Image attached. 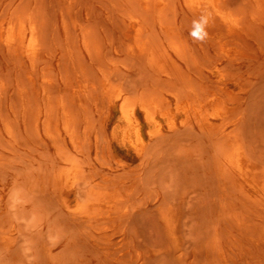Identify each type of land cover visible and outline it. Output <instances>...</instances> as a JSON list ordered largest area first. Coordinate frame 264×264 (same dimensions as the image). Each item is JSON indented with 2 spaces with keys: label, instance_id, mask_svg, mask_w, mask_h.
Wrapping results in <instances>:
<instances>
[{
  "label": "rangeland",
  "instance_id": "rangeland-1",
  "mask_svg": "<svg viewBox=\"0 0 264 264\" xmlns=\"http://www.w3.org/2000/svg\"><path fill=\"white\" fill-rule=\"evenodd\" d=\"M23 1L0 0V19L5 16L4 19L7 21L10 16H14L15 19L20 16H30L37 21V26L44 27L40 33L42 34L39 36L40 39L38 38L41 50L38 58L43 57V59H39L44 63L37 58L35 65V76L38 77H36L38 83L43 82L44 84V81L52 83L54 81L52 79H57L59 86L56 88L63 89L64 94L67 91L65 94L67 96H69V90L72 93L73 89L84 84L89 86L92 92L94 91L93 94L97 93V96L94 95L99 100L90 101V94L88 99L90 103L86 100L84 108L75 101L72 102V97L69 98L71 104L76 103V107L79 106V110L74 108L73 113L72 105L68 102L69 109L74 116L79 112L78 117L75 116L77 118L74 128L75 139L72 140L71 136L65 133L62 120L59 121V125L57 124L59 127H56L57 116L52 115V119L49 120L46 115H43L38 121V95L36 92L34 94L33 88L26 84L29 85L27 77L30 63L8 56L5 50L2 53L3 48L0 47V65H2L0 71L3 70L0 72V80L3 82L9 79V82L8 80L3 83L0 81V264H219V262L223 264L221 260H218L219 250L230 264H264V207L256 205L250 199L249 194L240 189L237 182L234 184L231 180L223 181L217 173L220 164L214 163L217 153H221V149H219L221 146L217 141L218 136L204 131L196 122L189 125L183 124L180 112L185 111L187 103L185 100L176 102L173 98L178 89L179 81L177 79H180V83H182V85L179 84L178 92H183L186 82L182 81L184 78L182 73L186 70L184 76L187 78H184V81H188V75L193 72L192 68H195L192 76L197 81H200L201 77L200 73L198 74L199 69H204L205 76L212 78L211 81L226 83L228 87L226 98L230 100V105L233 107L227 125H231L233 121L239 123L242 128L240 127L241 131H239L240 128L237 131L239 136L244 138L243 143L246 145L250 157L261 170H264L263 16L258 12L254 13L256 10L250 7L244 16L249 17V20H255L250 22L255 26L249 25L252 33L256 31V34L253 33L251 37L253 39L249 41L250 43L247 42L242 46L232 43L225 45V50L228 53L244 58V61L232 67L231 65L227 66L229 64L227 61L218 66L213 48L208 47V44L205 43L208 48L206 50L211 53L207 54L209 52L205 51V48L203 50L201 44L194 43L189 38L187 33L192 16L189 15L183 0H165L167 3V8L163 12L166 17L163 16L165 25L169 26L167 23L171 21L170 25L174 23V27L183 28L182 31H179L181 32L177 38L179 42L171 37V40H168L169 36L158 24L154 27L155 30L152 29V35L155 33L152 39H155V42L150 40L155 47L153 49H156L154 50L155 61H152L151 58L148 61V57L143 58L144 56L141 57V55L140 57L135 56L137 58L134 59L130 52L127 53L130 42L123 35L124 25H122L123 28L120 26L122 21L126 20L125 15L129 18V14L131 16L132 13H139L140 9L141 13L143 9L140 8L138 0L137 3L135 0H131L132 2L130 0ZM26 1L29 2V6ZM17 2H19L18 6ZM239 2L241 0H229L235 9L238 8ZM15 6L18 7L17 13L21 14L22 11L25 13L22 12V15L18 13L19 15L15 16L17 13L14 10L13 15L12 10L16 9ZM35 7L39 9H35ZM32 8L34 12L31 10ZM174 9L179 12L176 17L174 14L177 11ZM182 10L183 12H181ZM184 13L191 21L188 22ZM151 16L148 15L149 21L154 20L155 14L152 13ZM41 18L46 20L43 21ZM183 18L184 21H182ZM179 21L184 22L183 25L187 24V26L185 25L186 30L182 24L181 26L178 23ZM258 24L263 31L260 32V39L256 38L260 30ZM160 28L164 35L160 32ZM40 29L42 28L39 26L38 30ZM44 30H47L49 34L43 32ZM262 33L263 35H261ZM49 36L50 38H48ZM158 39L161 41L160 43ZM174 41L179 44L183 43L184 46L189 45L185 47H188V50L189 47L190 50L195 47L192 50H196V54L193 55L200 57L202 54L203 59L195 60L196 56L192 58L190 55L183 59L185 55L182 56L175 51L174 46L178 44ZM88 42L91 44L93 42V46L91 44L89 46ZM195 44L196 46H193ZM157 45H161V47L158 48ZM98 46L101 47V50H98L101 53L96 51V49H100ZM156 46L161 49L158 50ZM178 47L184 48L182 45H178ZM198 48L201 50L198 51ZM88 49L90 53L93 50L97 55L93 52L89 55ZM164 51L165 59L162 57ZM205 52L211 57L210 60L213 57L215 62L213 60L208 62L209 57ZM3 54L11 58H7V62H5L6 58L4 60ZM91 55L93 56L91 57ZM168 57L171 59L169 60ZM13 59L21 62H16L20 66ZM180 59H183L186 64L189 63L190 67L187 68L185 62L183 60L181 62ZM8 60H11L13 65ZM197 60H201L203 64ZM156 61H159L160 64L163 62L162 64L168 70ZM194 62L196 65L193 67ZM177 63L181 65V68L179 65V67L177 66ZM173 64L175 67L184 69V72L178 68L175 69ZM214 64L215 66H213ZM103 65L107 68L110 66L112 71L117 66L118 68L115 67L116 71L114 70L115 77H112L114 72H110V68L106 70ZM207 65L210 66L207 67ZM16 66L17 69L21 68L22 74L20 70L16 69ZM199 66L200 68H198ZM14 67L15 70L11 73L10 70H13ZM46 67L48 68L46 69ZM102 67L109 71L108 75L112 73L109 76L112 78L108 79V83L106 82L108 75L105 70L102 71ZM196 67L198 71H196ZM50 68L53 70L50 71ZM162 68L165 69L162 70ZM81 69L87 71H85V75ZM173 69L176 72L179 71L176 75L181 73L180 78L178 75L173 76ZM47 70L50 71L48 78L51 80L47 78L49 71L44 76ZM74 70H81L83 73L75 74ZM96 71L100 74H97ZM104 71L105 73H103ZM164 71H171L172 75L166 74L170 76H168L169 78L165 77ZM220 71H223L221 80L218 79L221 76ZM18 72L20 76L23 75V79L27 78V82L22 77L16 76L19 75ZM68 73L72 79H74L72 77L74 75L75 79L78 77L77 81L69 80V78L65 80ZM88 73L92 78H89V75L86 76ZM101 73L107 76L100 78L102 77ZM95 75L99 76L96 77L99 79H94ZM16 77L19 79L17 80ZM82 77L83 79H81ZM84 77L86 83L83 82L85 81ZM170 77L171 80L176 81H170ZM115 78L122 80L120 82L122 85L118 86V82L117 87L115 81L119 80H115ZM87 79L89 83H87ZM91 79L94 80L90 81ZM111 79H114L112 84L110 83ZM162 79L164 82L166 81L165 84ZM166 79L177 85L175 87L172 84L176 89L175 92L173 91L174 93L170 91L171 94H169V89L172 87L171 89L174 90V88ZM19 80L25 81V83ZM97 80H101L100 83ZM18 81L20 84H17ZM66 81L68 84L69 81L70 83L71 81L76 82H72L73 85L71 84V87L67 88L66 84L64 85ZM5 82L6 86H4ZM54 82L50 85L51 87L57 86ZM95 82L102 84V87L97 86L98 84L94 85ZM162 82L164 85L161 84ZM9 83L12 88L8 87V89ZM21 84L22 86L26 84L25 87L30 88L29 92L33 90V94L26 92L25 98L28 100L24 101L25 105L27 103L26 107L22 104L24 102L18 93V86ZM113 84L116 87L112 86ZM167 84H169V89ZM105 85L112 86L110 91H115L116 95L114 92V94L110 92L107 96ZM123 85L125 89L128 87L130 89L122 94V88L119 89V87L124 88ZM156 85L159 86H157V89L160 88L159 91L162 90L161 88L168 89L167 92L163 91L165 97L162 98H169L170 107L166 106L167 109L165 107L163 113L159 112L156 114V118L148 120L145 113L140 110L139 104L145 98L144 94H152L154 91V96L161 94L162 91L158 92ZM161 85H166V88ZM50 86L49 90L55 89V87L50 89ZM126 86L128 87L126 88ZM98 87L101 90L96 91L99 89ZM14 88H16V97L13 96ZM26 88L25 90L28 89ZM102 88L104 89L102 90ZM131 89L133 93H131ZM58 90L56 93L53 90L55 93L53 95L56 96ZM126 92H130L131 96L135 97L128 98L131 101L134 100L131 105L135 107L144 125L145 152L142 156H139L137 151L123 140L131 129V122L120 106L124 95L127 96ZM29 95L33 100L29 101L31 98ZM10 96L15 99H11ZM148 96L151 95L148 94ZM148 96L146 98H149ZM111 97H114V100ZM100 99L102 103L99 102ZM53 101L55 103L56 98L53 97ZM3 102L7 103L4 105ZM104 102H106V107L105 104L103 105ZM40 103L43 107L48 105L45 108L51 109L48 103L42 100ZM132 106L131 108H133ZM129 108L126 107V111L129 110L128 113L132 110ZM173 113L179 115L175 117L174 129L169 127L168 120ZM9 117L12 118L11 122L8 120ZM9 124L10 130L8 129ZM208 139L213 143H210ZM71 171H74V177L69 180L67 175ZM108 194H111L115 203L108 207L109 209L100 208L97 212L102 211L103 213L101 212L99 217L86 219L77 213H80V209L78 211L76 209L77 206H84L82 207L84 210L81 209L85 211L89 207L90 200L97 196L108 197ZM213 248L214 251L210 250L212 253L208 251Z\"/></svg>",
  "mask_w": 264,
  "mask_h": 264
},
{
  "label": "bare ground",
  "instance_id": "bare-ground-1",
  "mask_svg": "<svg viewBox=\"0 0 264 264\" xmlns=\"http://www.w3.org/2000/svg\"><path fill=\"white\" fill-rule=\"evenodd\" d=\"M12 1V0H11ZM14 1V0H13ZM20 1H22V0H20ZM131 1V0H130ZM136 1V3H137V0H135ZM177 1V0H176ZM16 2V1H15ZM23 2H25V0L23 1ZM132 2V1H131ZM180 2V1H179ZM185 5V7H187L186 9L188 10V13H189V15L190 16H192V18L191 19H193L195 16H197L198 14H199V12H200V10L201 9H206L207 11H209L210 13H211V17H212V19H211V23H210V27L208 28V32H209V37H208V39H207V41L205 42V43H207L208 44V47H210V48H213V50L215 51V59H217V65L219 66L220 64H222L224 61H227V63H229V64H227V66L228 65H231L232 67L235 65V64H237L238 65V63H240L241 61H244L243 59L244 58H242L240 55H234V54H232V53H228V51H226L225 50V45L227 44V43H232V44H236V45H240V46H242L243 44H245V43H247V42H249V41H251L253 38H251L252 36H253V33H255V32H253L252 33V30L250 29V27L251 26H249L251 23V21H255L254 19H251V20H249V17H245L244 15H246L247 14V11H248V9L251 7V8H254V10H256V12L254 11V13H257L258 12V14L260 13V15L261 16H263V18H264V0H241V2H239V4L237 5L238 6V8L236 7V9L229 3V0H183L182 1ZM237 3H238V1H236ZM18 3L19 2H17V6H18ZM138 3L140 4V8H142L143 10L141 11V13H140V10H139V13H132L131 14V16H130V14L128 15L129 16V18H127V15H125V18H126V20H125V22L124 21H122V24H121V26L120 27H122V25H124L122 28L124 29V37H125V39H127L130 43H129V45H128V49H129V51H127V53L128 52H130V54L131 55H133L134 56V59H136L137 57H140V55H141V57L142 56H144L143 58H146V57H148L147 59H148V61L150 60L149 58H151V60L152 61H155L154 59V56H156L155 55V52H154V50H156V49H153V44L151 43V40L150 39H152V38H154V36L152 35V29H154V27H156V25L158 24V25H160V27L162 28V30L164 31V33H166V35L167 36H169V39L168 40H171V38H174L175 39V41H177V42H179V40L177 39L180 35H181V32H179L180 30L182 31V28L183 27H174V23H172L171 25H170V23H171V21H170V23H167L169 26H166L165 25V20H163L164 19V15H163V12L166 10V8H167V3H166V1L165 0H138ZM233 3H235V2H233ZM25 4V3H24ZM26 4L29 6V2H27L26 1ZM236 4V3H235ZM10 5V4H9ZM14 5V3L12 2V6ZM138 5V4H137ZM3 6V5H2ZM24 6V5H23ZM27 6V9L29 8ZM9 7V6H8ZM26 7V6H25ZM10 8H12V7H10ZM15 8H16V6H15ZM18 8V7H17ZM17 8L16 9H13L12 10V12H13V15H14V10H15V12L17 13ZM37 7H35V9H36ZM176 9H177V7H175ZM23 9H24V7H23ZM37 9H39V8H37ZM3 10H4V8H3ZM9 10V9H8ZM20 10V9H19ZM25 10H26V8H25ZM33 12H34V10H33V8L31 9ZM175 10V9H174ZM253 10V9H252ZM30 11V10H29ZM175 11H177V10H175ZM12 12H11V15H12ZM21 12V11H20ZM22 12H24L25 13V11H22ZM22 12H21V14L20 15H22ZM36 12V11H35ZM39 12V11H38ZM137 12V11H136ZM178 12V11H177ZM177 12H175V14L177 13ZM181 12H183V10L181 11ZM9 13V12H8ZM15 14V16L16 15H19V14ZM31 13V12H30ZM42 13V12H41ZM131 13V12H130ZM152 13L153 14H155V16H154V20L153 21H149V17H148V15L149 16H151L152 15ZM167 13V12H166ZM27 14H28V12H27ZM127 14V13H126ZM174 14V17H176V16H178L179 15V12L175 15ZM257 14V15H258ZM24 15V14H23ZM36 15H38L37 13H36ZM36 15H35V17H36ZM39 15H41L40 13H39ZM182 15V14H181ZM259 15V16H260ZM164 16V17H163ZM184 16H185V13H184ZM3 17V16H2ZM1 17V18H2ZM39 17V16H38ZM151 17H153V16H151ZM186 17V16H185ZM4 18H5V16H4ZM0 19V47H1V49H2V53H4V50L5 51H7V55L9 56H11L12 58H19L20 60H22V61H24V62H29L30 63V68H29V71H28V81H29V85H28V83H26L27 84V86L28 87H30V88H33V90H30V92H29V89L30 88H28L27 86V88L25 87V85L26 84H23L24 86H22V84L20 85V86H18L19 88H18V93H19V95L21 96V98H22V100H23V102L25 101H28L26 98H25V96L27 95L26 94V92L28 91L29 93L28 94H30V93H32V91H33V93L35 94V92L37 93V95H38V99H39V108H38V121L41 119V117L43 116V115H46L47 116V118L49 119V120H51L52 119V115H54V116H57V123H56V127H59L58 125V123H59V121L60 120H62V125H63V128H64V131H65V133H67V134H69L70 136H71V139L73 140V139H75L74 138V134H75V122H76V120H77V118H75V116H77L78 115V113H77V115L75 114V116H74V111H73V109L74 108H78V107H76V103H78L79 105H81V107L83 106L84 107V103H85V101L87 100L88 101V99L90 98L89 96H90V94H91V99H90V101H92V100H94V101H98L99 99H98V97H96L97 96V93L95 92L94 94L96 95H94L93 94V92L90 90V88H89V86H87V85H84V84H82V86L81 87H79V88H75V89H73V92L72 93H70V90H69V96H67V95H65V94H67V91L65 92V94H64V90L63 89H57L56 87H58L59 85V83H58V81H57V79H52V80H56V82H54V81H52V83L54 82V83H58L57 84V86H52V87H55V89H57L58 90V93H57V97L55 96V95H53V94H55L56 93V91L57 90H55L54 88H52L50 85L52 84L51 82H47V81H44V84H43V82L42 83H38V81L36 80V77L37 76H35V74H36V71H35V65H36V61H37V58H38V56H39V54H40V48H39V43L40 42H38L39 41V36L40 35H42V34H40L41 32H42V30L44 29V27H42L41 25H38L37 26V21H35L32 17H30V16H20V17H18V19H15L14 18V16L12 17V16H10V17H8V20L7 21H5V19ZM40 18V17H39ZM43 18H46V17H43ZM166 18V17H165ZM186 18H188V17H186ZM260 18V17H259ZM42 19V18H41ZM191 19L189 20V18H188V22L189 21H191ZM261 19V18H260ZM43 21H45L44 19H42ZM41 20V21H42ZM121 20H122V18H121ZM186 20V19H185ZM167 21V20H166ZM169 21V20H168ZM181 21V20H180ZM178 22V23H180V25L183 23L184 24V22ZM182 21H184V18H183V20ZM39 22V21H38ZM123 22H124V24H123ZM187 22V23H188ZM263 22V21H262ZM41 23V22H40ZM39 23V24H40ZM120 23H121V21H120ZM260 23H261V21H260ZM46 24H47V22H46ZM182 24V25H183ZM189 24H191L190 22H189ZM253 24V23H252ZM251 24V25H252ZM262 24V23H261ZM173 25V26H172ZM181 25V26H182ZM186 26H187V24H185ZM185 25H183L184 26V29H185ZM254 26H255V24H253ZM263 25V24H262ZM40 26V28H42V29H40V30H38V27ZM170 26H172V27H170ZM190 26V25H189ZM45 27H47V26H45ZM153 27V28H152ZM257 27V26H256ZM263 27H264V25H263ZM161 28H160V32L162 33L163 31H161ZM181 28V29H180ZM258 28H260L259 27V24H258ZM187 29V28H186ZM185 29V30H186ZM190 29V28H189ZM255 29V28H254ZM262 28H260V30H259V34H257L255 37L256 38H258L259 37V39H260V32H263L262 30H261ZM121 30V29H120ZM155 30V29H154ZM257 30V31H258ZM123 31V30H122ZM121 31V32H122ZM156 31H159V30H156ZM43 32H48L47 30L45 31H43ZM183 32H185V31H183ZM189 32V31H188ZM164 33H162L163 35H164ZM44 34V33H43ZM46 34V33H45ZM48 34H49V32H48ZM47 34V35H48ZM188 34V33H187ZM256 34V33H255ZM254 34V35H255ZM85 35V34H84ZM165 35V38H167V36ZM261 35H263V33L261 34ZM152 36V37H151ZM43 37H45V36H43ZM86 37V36H85ZM124 37H123V39H124ZM164 37V36H163ZM171 37V38H170ZM182 37V36H181ZM39 38V39H38ZM48 38H50V36L48 37ZM164 38V39H165ZM183 38V37H182ZM185 38H187L186 36H185ZM190 38V37H189ZM189 38H187V40H189ZM42 39V38H41ZM177 39V40H176ZM184 39V38H183ZM191 39V38H190ZM43 40H45V38H43ZM152 40H154L153 42H155V39H152ZM159 40V39H158ZM158 40H157V42H158ZM254 40H256V39H254ZM174 41V42H175ZM257 41H258V39H257ZM256 41V42H257ZM122 42V41H121ZM161 41L159 40V43H160ZM164 42V41H163ZM167 42V41H166ZM177 42H175V43H177ZM46 43H48V41H46ZM45 43V44H46ZM89 43V46H90V44H91V42H88ZM158 43V44H159ZM165 43V42H164ZM168 43V42H167ZM182 43V42H181ZM191 43H192V41H191ZM205 43H203V44H201L202 45V47H203V50H204V48H205V51H207L208 50V48H207V46L205 45ZM250 43V42H249ZM170 44V43H169ZM178 45H182V47H184V48H180V47H178V45H176V46H174L175 48V51H177V52H179L180 53V55H185V56H183V57H185V58H183L182 56H181V58H183V59H186V57L188 56V55H190L192 58H194L196 55H193V54H196V50L195 51H193L194 49L193 48H195V47H193V48H191V50H190V47H189V50L187 49V48H185L186 46H189V45H185L184 46V44L182 43V44H179V43H177ZM86 45H88V44H86ZM92 46H93V42H92V44H91ZM95 45H96V43H95ZM124 45V44H123ZM154 45H156V44H154ZM192 45V44H191ZM199 45V44H198ZM197 45V46H198ZM250 45V44H249ZM158 46V45H157ZM157 46H156V48H157ZM164 46V44L162 45V47ZM171 46H172V44H171ZM170 46V47H171ZM193 46H196V44L195 45H193ZM41 47H43V46H41ZM96 47V46H95ZM100 49H96V51H97V53H101L100 51L98 52V50H101V47L100 46H98ZM159 47H161V45H159L158 46V48ZM127 48V47H126ZM155 48V47H154ZM157 48V49H158ZM169 48V47H168ZM161 49V48H160ZM160 49H158V50H160ZM162 49H164V48H162ZM171 49V48H170ZM196 49H197V47H196ZM199 49V48H198ZM207 49V50H206ZM95 50V49H94ZM201 50V48L198 50V51H200ZM202 50V51H203ZM43 51V50H42ZM88 52H89V55L93 52V50L91 51V53H90V51H89V49L87 50ZM186 51H189L190 53L189 54H187V52ZM46 52V51H45ZM88 52H87V54H88ZM160 52V51H159ZM163 52V51H162ZM193 52H195V53H193ZM207 52H209V51H207ZM43 53V52H42ZM94 53V52H93ZM96 53V52H95ZM94 53V54H95ZM97 53L95 54V55H97ZM245 53V52H244ZM160 54H162V53H160ZM198 54V53H197ZM201 54V53H200ZM205 54H206V52H205ZM204 54V55H205ZM207 54H211L210 52L209 53H207ZM206 54V56H208ZM5 55H6V53H5ZM4 54H3V58H4V60H5V58H6V61L5 62H7V58L8 57H6ZM89 55H88V57H89ZM163 55H165V51H164V54H162V57H163ZM173 55H174V53H173ZM178 55V54H177ZM202 55V54H201ZM201 55H200V57H199V55H198V57L196 56L195 57V60L197 59V58H202L201 57ZM93 55H91V57H92ZM135 56H137L136 58H135ZM146 56V57H145ZM159 56V55H158ZM168 56V55H167ZM189 56V57H190ZM194 56V57H193ZM213 56V55H212ZM10 57V58H11ZM161 57V58H162ZM176 57V56H175ZM209 57V56H208ZM10 58H8V59H10ZM40 58V57H39ZM38 58V60L39 61H43V60H40V59H43V57L42 58H40L39 59ZM100 58V57H99ZM98 58V59H99ZM133 58V57H132ZM164 58V57H163ZM162 58V59H163ZM166 58V57H165ZM164 58V59H165ZM169 58V57H168ZM179 58V57H178ZM177 58V59H178ZM210 58L211 57H209V60H208V62H212V60H213V62H215V59H213V57H212V60H210ZM138 59H142V58H138ZM158 59H159V57H158ZM171 58H169V60H170ZM182 59V60H183ZM188 59V58H187ZM203 59V58H202ZM94 60V59H93ZM157 60V59H156ZM181 60V59H180ZM179 60V61H180ZM181 60V62H183ZM204 60H205V58H204ZM8 61H11V60H8ZM13 61H15V63L17 62V59H13ZM174 61V60H173ZM189 61V60H188ZM198 62H200L199 60H197ZM1 62V61H0ZM156 62H158V64H160L159 63V61H156ZM156 62H154L155 64H156ZM166 62H167V60H166ZM185 62V61H184ZM202 62V61H201ZM204 62H206V61H204ZM208 62H206V64H208ZM3 63V62H2ZM11 63V65H13V63H12V61L10 62ZM17 63H21V62H17ZM16 63V64H17ZM40 63V62H39ZM39 63H38V65H39ZM43 63H44V61H43ZM152 64H153V62H151ZM163 62H161V64H162ZM1 64V63H0ZM9 64V63H8ZM27 64V63H26ZM160 64V65H161ZM188 64V65H187ZM186 64V62H185V66L188 68V66H189V63H187ZM193 64V63H192ZM202 64H203V62H202ZM205 64V63H204ZM17 65H19V64H17ZM112 65V64H111ZM114 65V64H113ZM116 65V64H115ZM180 66V68H181V65L180 64H178L177 63V66ZM184 65V64H183ZM190 65H191V63H190ZM196 64H195V62H194V64L192 65L193 67L195 66ZM210 65L212 66V63H210ZM210 65H207V67H209ZM0 66H2V65H0ZM9 66V65H8ZM20 66V65H19ZM25 66H27V65H25ZM101 66V65H100ZM153 66V65H152ZM162 67L163 66H165V65H161ZM161 66H160V68H161ZM173 66H174V64H173ZM178 66V67H179ZM192 66H191V68H192ZM213 66H215V64L213 65ZM230 66V68H232ZM43 67H44V65H43ZM103 67L104 68H106V70L107 69H109L110 68V72H114V74H113V76L112 77H115L114 75L116 74V69L118 68L117 66H115V67H117V68H113V71H112V69H111V67L109 66V68H107V67H105L104 65H103ZM103 67H102V71L103 70H105V69H103ZM154 67V66H153ZM171 67V66H170ZM175 67V66H174ZM178 67H175V69L176 68H178ZM190 67V66H189ZM203 67V66H202ZM205 67V66H204ZM203 67V68H204ZM235 67V66H234ZM1 69H2V67H0ZM18 67L16 66V69H17ZM48 67H46V69H47ZM101 68V67H100ZM100 68H98L99 70H100ZM156 68H157V66H156ZM159 68V67H158ZM165 68H167L166 66H165ZM165 68H162V70L163 69H165ZM172 68V67H171ZM170 68V69H171ZM180 68H178V69H180ZM190 68V69H191ZM198 68H200V66L198 67ZM198 68L196 67V71H198ZM206 68V67H205ZM211 68V67H210ZM0 69V70H1ZM6 69L8 70V68L6 67ZM21 69V68H20ZM20 69H17V70H20ZM25 69H26V67H25ZM41 69H42V67H41ZM44 70H45V68H43ZM51 69L52 68H50L49 70L51 71ZM175 69H173V76L175 77V76H177L178 75V77L181 75V73H180V75L179 74H177L176 75V73L177 72H179V71H174ZM177 69V70H178ZM186 69V68H185ZM218 69V68H217ZM219 69H220V67H219ZM15 70V67L13 68V70H10V72L11 71H14ZM16 70V71H17ZM37 70H38V68H37ZM49 70H47L46 72H45V74H44V76H46V73L49 71ZM53 70V69H52ZM79 70V69H78ZM81 70H83V69H81ZM81 70L80 71H76V70H74V71H76L75 72V74H78L79 72L80 73H83V72H81ZM105 70V71H106ZM115 70V71H114ZM159 70V69H158ZM166 70H168V68L166 69ZM180 70H182V69H180ZM184 70V69H183ZM182 70V71H183ZM192 70H193V72H192ZM192 70H191V72L192 73H194V71H195V68L193 69L192 68ZM204 70V69H203ZM202 69H199V71H198V74L200 73V76L197 74V72H196V74L200 77L199 79H200V81L198 82L197 81V79L195 80L194 78H193V76H192V73H190L189 75H188V81L186 80V81H184L187 77H185L184 76V73H186V70H185V72L184 73H182L183 75V77L185 78H183V82H186V85H185V83H183L186 87H185V89H184V87H182L184 90H182L183 92H181V91H179L178 92V89L180 90V87H179V84H181L182 85V83H180L181 81H180V79L178 80L177 79V81H179V84H178V89L176 90L175 89V87H177V85L174 83L173 84V82L171 83V82H168V80H167V82L168 83H170L171 85L173 84V85H175V87L173 86V88H174V90L173 89H169L168 88V85L169 84H167V88L169 89V91L168 92H175V90H176V92H175V94H174V100L176 101V102H181V100L183 101V100H185L186 101V103H187V107L185 108V111L183 112V113H181L180 112V114L182 115V118H181V122L183 123V124H190V123H192V122H196L199 126H200V128L201 129H203L204 131H207V132H209L210 134H212V135H217L218 136V138H217V141H218V144H219V146H221V148H219V146H218V148L219 149H221L220 150V152L221 153H217L218 155L215 157V161H214V163L215 164H220V166H219V168H218V172L217 173H219V175L222 177V179H223V181L225 182H228V181H233L234 182V184H235V182H237L238 183V185H239V187H240V189L241 190H243V191H245L246 193H248L249 194V196H250V199L253 201V202H255V204L256 205H258V206H263L264 207V170H261L259 167H258V165H257V163L250 157V155H249V152H248V150H247V148H246V145H244V143H243V141H244V138L242 139L240 136H239V134H238V131L237 130H239V128L241 127L240 125H239V123L238 122H235V121H233V123L231 124V125H227V123H228V120H229V118H230V115H231V113H232V109H233V107L230 105V100L229 99H227L226 98V95H227V93H228V87H227V84L226 83H224V82H222V81H218V82H214V81H211L212 80V78H210V77H208L207 75L205 76V72L203 71ZM206 70V69H205ZM209 70V69H208ZM21 71V70H20ZM19 71V72H20ZM50 71H49V73H48V75H47V78H48V76L50 75ZM73 71V72H74ZM84 71V70H83ZM86 71V70H85ZM85 71H84V75H85ZM101 71V70H100ZM105 71L103 72V73H105ZM109 71H106V73H107V75H108V73H109ZM160 71V70H159ZM171 71H172V69H171ZM171 71H164L165 72V75L166 74H170V75H172V72ZM181 71V72H182ZM187 71H189L188 69H187ZM0 72H3V70L2 71H0ZM8 72H9V70H8ZM8 72L6 73V75L8 74ZM18 72V73H19ZM78 72V73H77ZM87 72V71H86ZM97 72V71H96ZM168 72V73H167ZM175 72V73H174ZM12 73V72H11ZM39 73V72H38ZM42 73V72H41ZM72 73V72H71ZM99 72H97V74H98ZM103 73H101L102 74V77H100V78H103V76H107L106 74L104 75ZM188 73V72H187ZM223 71H220V74H221V76L218 78L219 80H221V78L223 77ZM1 74V73H0ZM15 74H16V72H15ZM21 74H22V71H21ZM100 74V73H99ZM112 74V73H111ZM110 74V75H111ZM195 74V75H196ZM10 76H12L11 74H9ZM8 75V76H9ZM67 75V74H66ZM83 75V74H82ZM89 75V73L86 75V76H88ZM110 75H108V77H106L107 79H106V82L108 83L109 82V78H112V77H109ZM170 75H168V76H170ZM186 75V74H185ZM1 76V75H0ZM9 76V78L10 79H12V77H10ZM16 76H19V78H21L22 77V79H23V75L22 76H20V73H19V75H16ZM39 76H41V75H39ZM43 75H42V77H44ZM69 76V77H68ZM68 76H66L65 77V80L67 79V78H69V80H71L72 78H70V75H69V73H68ZM75 76V75H74ZM74 76H72L74 79H72V80H76L78 77H76V79H75V77ZM101 76V75H100ZM167 75L165 76V77H168ZM172 76V77H173ZM3 77V76H2ZM51 77V76H50ZM89 78H92L90 75L88 76ZM96 77H99V76H96L95 75V77H93L94 79H99V78H96ZM178 77H176V78H178ZM197 77V76H196ZM4 78H6V76H4ZM8 78V77H7ZM14 78V77H13ZM17 78V77H16ZM15 78V79H16ZM19 78H17V80L19 79ZM27 78H24L25 79V81L27 80ZM38 78V77H37ZM45 78V77H44ZM46 78V79H47ZM52 78H53V76H52ZM54 78H56V77H54ZM58 78V77H57ZM169 78V77H168ZM180 78V77H179ZM198 78V77H197ZM23 79V80H24ZM49 80H51L50 78H48ZM64 79V78H63ZM81 79H83V77L81 78ZM94 79H91L90 81H92V80H94ZM104 79H105V77H104ZM163 79H165V78H163ZM162 79V81L164 82V80ZM175 79V78H174ZM2 80H4L3 78H2ZM8 80V82H9V79H7ZM7 80H4V81H6L7 82ZM13 80V79H12ZM64 80V81H65ZM84 80L85 81H83L84 83H86V79H85V77H84ZM102 80V79H101ZM100 80V81H101ZM113 80L114 79H111L110 81H112V82H110L111 84L112 83H114L113 82ZM115 80H119V79H117V78H115ZM170 81H174V80H171V77H170V79H169ZM1 81V80H0ZM3 81V82H4ZM20 81V80H19ZM19 81L17 82V84H20L19 83ZM22 81V80H21ZM20 81V82H21ZM25 81H22V82H24L25 83ZM61 81H62V78H61ZM60 81V82H61ZM77 81V80H76ZM76 81H71V83H70V81H69V84H68V81H66V83H64V85H65V87L67 86V88H68V86H70L71 87V84H72V82H76ZM98 81V80H97ZM100 81H98V83H100ZM122 80H119V81H115V83H116V86H117V83H118V86H120V84L122 85V83H120ZM161 81V80H160ZM176 81V80H175ZM174 81V82H175ZM2 82V81H1ZM2 82V83H3ZM4 83L5 85L4 86H6L7 85V83ZM11 82H13V81H11ZM27 82V81H26ZM79 82V81H78ZM94 82V81H93ZM163 82L161 83V84H163ZM166 82V81H165ZM165 82H164V84H165ZM81 83V82H80ZM87 83H89V81H88V79H87ZM97 82H95V83H93L94 85H97L98 84ZM158 83V82H157ZM38 84H43L41 87L38 85ZM56 84H53V85H56ZM62 84V83H61ZM77 84V83H76ZM90 84H91V82H90ZM159 84V83H158ZM163 84V85H164ZM15 85V84H14ZM73 85V84H72ZM74 85H75V83H74ZM102 84H98L97 86H101ZM170 85V86H171ZM180 85V86H181ZM49 86H50V89L51 90H49ZM112 86H114V87H116L115 86V84H113ZM111 86V87H112ZM117 86V87H118ZM124 86V85H123ZM157 86L158 85H156V89H157ZM162 86V85H161ZM160 86V87H161ZM12 88V87H10V83H9V86H7V88ZM69 87V88H70ZM74 87V86H73ZM98 87V88H99ZM102 87V86H101ZM100 87V88H101ZM110 86H108V85H105L104 86V88H105V93H107V96H108V94L112 91H110V89H112ZM128 86H126V88H127ZM159 87V86H158ZM162 87H164V88H166V85L165 86H162ZM6 88V89H7ZM8 88V89H9ZM25 88L27 89V90H25ZM98 89V90H96V91H99V90H101V89ZM104 88H102V90L104 89ZM120 88H122V94H123V92L124 91H127L128 89H130L129 87H128V89H125V86H124V88L123 87H119V89ZM181 88V89H182ZM15 89L16 88H14L13 90H14V92H15ZM124 89V90H123ZM155 89V90H156ZM160 89V88H159ZM159 89H157L158 90V92H160V91H165V92H167V90L168 89H166V90H163V88H161L162 90H160L159 91ZM5 90V88L3 89V91ZM11 90V89H10ZM53 90H54V92H53ZM95 90V89H94ZM132 90V89H131ZM2 91V92H3ZM8 91V90H7ZM52 91V92H51ZM130 91V90H129ZM152 92H153V90H151ZM91 92V93H90ZM114 93H115V91H113ZM113 92H111V93H113ZM155 92V91H154ZM154 92L152 93L153 94V96H152V94L151 93H148L149 95H151V96H148V94H144L145 95V98H146V96H148L149 98H144V99H142V97H140L141 99V101H140V110L141 111H143L144 113H145V116H146V118L148 119V120H151V119H153V118H156V114L157 113H159V112H161V113H163V111L165 110V107L166 106H169L170 107V104H169V98H162V97H165L164 96V92L162 93L161 92V94L159 95V96H154L155 94H154ZM171 92L169 93V94H171ZM173 92V93H174ZM4 93V92H3ZM7 94H8V92H6ZM10 93V92H9ZM11 93H13L12 91H11ZM32 93V94H33ZM104 93V96L106 95ZM113 93V94H114ZM125 93V92H124ZM128 93L130 94L129 96H128ZM126 92V94H127V96H125L124 95V98L122 99V103L120 104V106H121V108H122V110H124V112H126V115L125 116H127L128 117V119L130 120V122H131V129L129 130V132H128V135L126 136V137H124L123 138V140L125 141V142H127V143H129V145L132 147V148H134L136 151H137V153H138V155L139 156H142V155H144V152H145V137H144V125H143V123H142V121L140 120V118H139V116H138V113L136 112V110H135V107H133L132 105V102L134 101H131V100H129V98L131 99L133 96H131V93H133V90H132V92L130 93V92ZM172 93V94H173ZM31 94V95H32ZM72 94V95H71ZM168 94V95H169ZM4 95V94H3ZM16 95V92H15V94L13 95L14 97H16L15 96ZM115 95H116V93H115ZM144 95H142L143 97H144ZM163 95V96H162ZM166 95H167V93H166ZM7 96V95H6ZM30 96V95H29ZM92 96H94L95 97V99H94V97H93V99H92ZM111 96V95H110ZM141 96V95H140ZM170 96V95H169ZM3 97V96H2ZM5 97V96H4ZM14 97H12L11 98V96H10V98L11 99H15ZM31 98H30V100L29 101H31V100H33L32 99V96H30ZM53 97L54 98H56V102L55 103H53L54 101H53ZM68 97V98H67ZM72 97V98H71ZM99 97H100V95H99ZM129 97V98H128ZM137 98H139L138 96H136ZM6 98V97H5ZM20 98V97H19ZM27 98H28V96H27ZM36 98H37V96H36ZM69 98H71V101L72 102H76V103H72L71 104V102L69 101L70 99ZM106 98V97H105ZM112 98V97H111ZM133 98H135V97H133ZM132 98V99H133ZM136 98V99H137ZM37 99V100H38ZM98 99V100H97ZM102 99V98H101ZM101 99H100V101L99 102H101ZM109 99V98H108ZM5 100V99H4ZM8 100V99H7ZM20 100V99H19ZM41 100L42 101H44L45 103H48L49 104V106H51V109H47V107L45 108V106H48V105H44V107H43V105H42V103H40L41 102ZM55 100V99H54ZM103 100V99H102ZM107 100V99H106ZM105 100V101H106ZM112 100H114V97L112 98ZM138 100V99H137ZM90 101H88L89 103H90ZM131 101V103H129ZM25 102L24 103H22L23 105H24V107H26V105H27V103H26V105H25ZM36 102V104H37V101H35ZM68 102H70V105H72V107H71V109H72V111H73V113H72V111L69 109V103ZM107 102H108V100H107ZM112 102H115V101H112ZM7 103V102H6ZM5 102H3V104L5 105L6 104ZM31 103V102H30ZM52 103H53V105H52ZM88 103V104H89ZM102 103V102H101ZM106 102H104L103 103V105L105 104ZM135 104H136V102H134ZM1 104V103H0ZM75 104V105H74ZM98 104V103H97ZM108 104H110V103H108ZM107 104V105H108ZM130 104V106H128ZM132 104V105H131ZM135 104H134V106H135ZM138 104V103H137ZM29 105V104H28ZM86 106H87V104H85ZM119 105V104H118ZM7 106V105H6ZM131 106L133 107V108H131ZM3 107H5V106H3ZM13 107V106H12ZM105 107H106V104H105ZM126 107H130L132 110L128 113L127 111H129V110H127L126 111ZM14 108V107H13ZM85 108V107H84ZM129 108V109H130ZM176 108H178V107H176ZM3 109H5V108H3ZM7 109V108H6ZM166 109H167V107H166ZM169 109V108H168ZM15 110V109H14ZM13 110V111H14ZM37 110V109H36ZM77 110H79V108L77 109ZM76 110V111H77ZM81 110H82V108H81ZM1 111V110H0ZM6 111V110H5ZM4 111V113H6ZM15 112V111H14ZM138 112H139V109H138ZM177 112V111H176ZM9 112H8V110H7V114H8ZM76 113V112H75ZM140 113V112H139ZM179 113V112H178ZM56 114V115H55ZM144 116V117H145ZM169 116V115H168ZM176 116H179L177 113H173V115L171 116H169V118H168V120H169V127L170 128H172V129H174L175 128V117ZM78 117V116H77ZM61 118V119H60ZM10 119H12V118H10L9 117V121L11 122V120ZM155 121V120H154ZM157 122V121H156ZM5 124V123H4ZM58 124V125H57ZM6 128V127H5ZM10 124H9V127H8V129L10 130ZM242 128V127H241ZM241 128H240V130L239 131H241ZM203 131V132H204ZM243 135V134H242ZM244 136V135H243ZM242 136V137H243ZM209 141H210V139H208ZM216 142V141H215ZM210 143H213V142H211L210 141ZM213 146H215V145H213ZM76 168H78V167H76ZM75 168V169H76ZM75 169H74V171H75ZM74 171H71L70 172V174H68L67 175V179H69V180H71L73 177H74ZM76 172V171H75ZM218 175V176H219ZM114 203H115V200H113V197L111 196V194H108V197H102V196H97L96 198H94V199H92V200H90V202H89V207L88 208H86L85 209V211H82V209L84 210V208H82V207H84V206H77L76 207V209H77V211H78V209H80L79 211H80V213L79 212H77L81 217H84V218H86V219H90V218H93V219H95V218H97V217H99V214L102 212H100L99 211V213L97 212L100 208H108V207H110V206H112V205H114ZM260 206V207H261ZM82 208V209H81ZM109 209V208H108ZM111 209V208H110ZM75 213V212H74ZM103 213V212H102ZM101 213V214H102ZM97 214H98V216H97ZM100 214V215H101ZM210 250H213L214 251V248L213 249H209L208 251L209 252H211L212 253V251H210ZM214 253V252H213ZM208 255H210L211 256V254L210 253H208ZM215 255V254H214ZM218 255H219V258H218V260H221L222 262H223V264H230V262L227 260V258L224 256V254L219 250L218 251ZM212 257V256H211ZM217 257V256H216ZM214 258V257H213ZM218 260H217V262H218ZM218 264V263H217ZM219 264H221V262H219Z\"/></svg>",
  "mask_w": 264,
  "mask_h": 264
},
{
  "label": "clouds",
  "instance_id": "clouds-1",
  "mask_svg": "<svg viewBox=\"0 0 264 264\" xmlns=\"http://www.w3.org/2000/svg\"><path fill=\"white\" fill-rule=\"evenodd\" d=\"M211 19V13L206 9H201L192 19L188 35L194 43L203 44L207 41Z\"/></svg>",
  "mask_w": 264,
  "mask_h": 264
}]
</instances>
